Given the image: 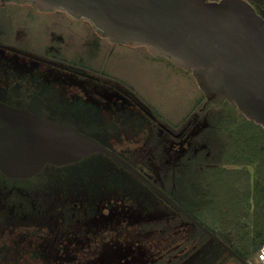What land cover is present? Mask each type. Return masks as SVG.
Here are the masks:
<instances>
[{
	"label": "flooded vegetation",
	"instance_id": "obj_1",
	"mask_svg": "<svg viewBox=\"0 0 264 264\" xmlns=\"http://www.w3.org/2000/svg\"><path fill=\"white\" fill-rule=\"evenodd\" d=\"M244 1L264 26V0ZM129 43L133 44L111 41L91 20L60 7L0 0V103L72 127L109 150L62 164L45 162L36 172L10 174L0 168V264L108 262L105 236L112 227L94 220L106 210L122 215L125 220L114 227L127 236L150 230L146 244L155 250V243L163 239H155V222L142 221L141 214L155 213V198L182 213L155 187L191 216L182 213L189 220L168 226L186 229L189 246L207 239L191 238L193 228L207 234L208 230L192 215L201 203L193 205L186 190L190 202L184 206L181 190L190 187L192 170L208 164L207 141L228 100H208L198 90L196 96L186 98L187 103L194 101L184 115L165 118L122 67L123 48L130 47L134 56L140 54L139 44ZM171 65L180 78L197 85L189 69ZM166 145L180 149L178 156L166 151ZM96 162L108 173L96 174ZM232 167L238 170L232 185L237 205L243 212H252L246 206L253 203L255 162ZM128 215L136 220H126ZM241 220L252 225L249 218ZM129 240L135 250L144 241ZM218 256L213 249L198 254L189 247L183 254H164L157 260L155 254L139 253L118 260L122 264H214Z\"/></svg>",
	"mask_w": 264,
	"mask_h": 264
},
{
	"label": "water",
	"instance_id": "obj_2",
	"mask_svg": "<svg viewBox=\"0 0 264 264\" xmlns=\"http://www.w3.org/2000/svg\"><path fill=\"white\" fill-rule=\"evenodd\" d=\"M31 1L39 8L60 7L71 15L88 18L111 41L144 44L153 55L168 56L176 67L192 72L208 100L227 99L264 129V26L246 1ZM98 150L109 151L72 127H61L0 103V168L7 173L36 172L45 162L76 161ZM207 232L222 247L221 252L249 264Z\"/></svg>",
	"mask_w": 264,
	"mask_h": 264
},
{
	"label": "trees",
	"instance_id": "obj_3",
	"mask_svg": "<svg viewBox=\"0 0 264 264\" xmlns=\"http://www.w3.org/2000/svg\"><path fill=\"white\" fill-rule=\"evenodd\" d=\"M222 106V114L207 141L208 164L203 169L192 170L196 181L189 188H182L184 197L181 201L184 206L190 201L194 202L193 205L201 203L199 212L192 215L248 262L264 243V129L242 116L228 101ZM245 162H255L253 174L257 176L253 203L246 206L252 212L240 210L236 202L237 192L232 186L238 173L232 166ZM244 173L249 174L248 171ZM203 175H206L204 181ZM186 190L190 201L185 198ZM240 218H249L252 225ZM187 220L184 214L178 213L175 223ZM244 229L252 230L242 231ZM190 236L201 239L210 235L203 229L193 228Z\"/></svg>",
	"mask_w": 264,
	"mask_h": 264
},
{
	"label": "rangeland",
	"instance_id": "obj_4",
	"mask_svg": "<svg viewBox=\"0 0 264 264\" xmlns=\"http://www.w3.org/2000/svg\"><path fill=\"white\" fill-rule=\"evenodd\" d=\"M128 46H136V44H128ZM140 46L139 56H134L130 51V47L123 48L124 61L122 67L127 75L131 77L140 87L141 91L148 97L149 102L155 104V111L160 112L161 115H165V118L174 119L179 115H184L193 101L186 102V98L189 95H195L198 93L197 85H193L191 80L182 79L167 58L154 57L145 45ZM192 77V76H191ZM190 78V76H189ZM193 80V79H192ZM192 97V96H191ZM166 151H171L172 156H178L180 149H173L171 145L165 146ZM160 153V152H159ZM94 172L96 174L108 173L103 164L96 162L94 166ZM194 176L193 171L191 172ZM191 179V178H190ZM183 179L181 183L183 184ZM196 181L192 177L190 184ZM178 216V212L168 206L167 203H163L159 199L155 198V213H143L140 218L142 221L155 222V239L162 240L155 243V250L150 244H146V239L151 237L150 230H144L142 232H134L132 237L125 235L124 231L116 229L114 226L119 225L121 221L125 219L114 212L108 213V211L98 212L95 215V221L101 222L111 226L109 235L105 236L108 240H105L110 247V259L107 261L96 260L95 264H122L119 262L121 256L126 254H155V260L164 254H177L185 253L190 247L192 253L203 254L208 249L214 251L216 255H219L217 261L214 264H243L236 259L229 252H221L220 246L211 237L204 240L205 242L199 243L198 241H192L189 246V240L187 239L186 229L183 227L174 228L168 225L175 222V218ZM133 217L127 216L128 221H131ZM136 220V219H135ZM252 229H244L242 231H251ZM130 238L143 239L142 243H139V249L135 250L132 246ZM128 239V240H126ZM170 239V241H169ZM172 240H175L174 242ZM138 246V245H137ZM258 264L257 254L254 253L248 259V263Z\"/></svg>",
	"mask_w": 264,
	"mask_h": 264
},
{
	"label": "built area",
	"instance_id": "obj_5",
	"mask_svg": "<svg viewBox=\"0 0 264 264\" xmlns=\"http://www.w3.org/2000/svg\"><path fill=\"white\" fill-rule=\"evenodd\" d=\"M257 257H258V264H264V243L260 246L258 251L256 252ZM249 264H252L249 262Z\"/></svg>",
	"mask_w": 264,
	"mask_h": 264
}]
</instances>
